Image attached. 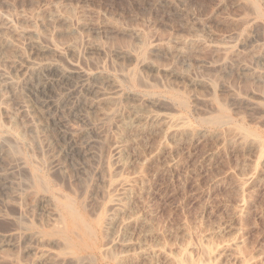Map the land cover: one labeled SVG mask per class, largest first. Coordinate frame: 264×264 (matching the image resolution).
I'll list each match as a JSON object with an SVG mask.
<instances>
[{"label":"rangeland","instance_id":"rangeland-1","mask_svg":"<svg viewBox=\"0 0 264 264\" xmlns=\"http://www.w3.org/2000/svg\"><path fill=\"white\" fill-rule=\"evenodd\" d=\"M49 64L100 89L55 113L87 178ZM0 264H264V0H0Z\"/></svg>","mask_w":264,"mask_h":264},{"label":"bare ground","instance_id":"bare-ground-1","mask_svg":"<svg viewBox=\"0 0 264 264\" xmlns=\"http://www.w3.org/2000/svg\"><path fill=\"white\" fill-rule=\"evenodd\" d=\"M43 68L45 69L38 73L37 81L31 86V93L36 97V102L55 125L60 137L64 140H68V155L73 160L74 168L80 171L85 177L88 175L87 168L91 167L88 160L90 158L95 159L97 156L94 145L95 141L92 138H89L86 141L85 147L77 145L75 141L76 132L68 128L66 120L57 117L55 113L59 110H64L71 118L79 120L89 128L91 123H89L80 110L81 103L79 100V95L81 93L95 94L98 93L100 89L93 80L94 78L91 79L85 74L79 72H68L59 68V66L56 64H49ZM127 113V120L124 122L123 127L128 130L129 128H136L138 131H140L147 128L148 126L169 121L171 118V116L169 117L168 113L149 115L145 112H141L137 107L132 108ZM177 126L179 127V125ZM177 126L175 125V127ZM170 133H172L171 135L173 137H180L190 134L191 130L182 131L180 129H176ZM119 151L121 150L119 149ZM77 158L83 160V162L80 163L79 161H75ZM119 185V188L122 187L120 189L125 191L123 188L127 186L126 182H122ZM112 203L111 209L114 211L113 214L119 213V210L122 207V200L116 198V200H114ZM107 220L110 223L112 222L111 218Z\"/></svg>","mask_w":264,"mask_h":264}]
</instances>
